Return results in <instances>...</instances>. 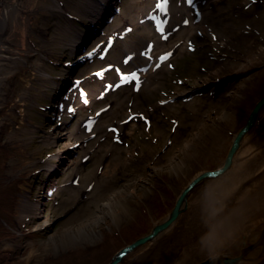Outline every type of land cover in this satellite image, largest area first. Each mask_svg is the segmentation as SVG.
<instances>
[{
	"label": "rangeland",
	"instance_id": "1",
	"mask_svg": "<svg viewBox=\"0 0 264 264\" xmlns=\"http://www.w3.org/2000/svg\"><path fill=\"white\" fill-rule=\"evenodd\" d=\"M5 3L0 264H264L263 217L203 253L161 235L259 123L264 142V0Z\"/></svg>",
	"mask_w": 264,
	"mask_h": 264
},
{
	"label": "bare ground",
	"instance_id": "2",
	"mask_svg": "<svg viewBox=\"0 0 264 264\" xmlns=\"http://www.w3.org/2000/svg\"><path fill=\"white\" fill-rule=\"evenodd\" d=\"M5 1H3L4 3H0L4 8L2 14H0V31H3L6 27L10 26V22L14 13L13 5L5 3ZM135 5L136 4L133 3L129 5L128 10H125L124 20L125 18L130 17V9L134 8ZM143 15V18L147 17L146 14ZM142 34L149 39L155 38V36H153L154 34L149 28H147ZM155 40L157 41L158 37ZM0 62L2 63L1 55ZM5 71L7 70H3L1 67L0 87H2L4 83L3 77ZM261 125L262 124L259 123L258 127H255L254 130L251 131V134L249 133L243 136V139L240 143V148L234 152L232 160L227 166L228 170L225 173H221V175L217 178L213 179L212 183H209V188H206V191H203L204 195L202 193L199 198H196L197 196L193 198L187 196L185 198L186 201L184 200L182 203L183 211L181 212L180 210L176 212L174 218L171 216V214L168 215L166 221L167 223L169 222V224L161 233V235H165V237L166 235L171 237L173 236L174 238L173 243H169L167 245V249L169 246L172 248L175 243L178 244V242H180L182 244L184 242L183 245H186L185 252H188L189 250L192 251L195 246H197L196 238L200 235V241L202 242L199 244V247L201 249V252H207L208 249L215 248V245L217 246L228 244L229 241L233 240V238L236 237L237 233L240 234V231L245 229L244 226H242V230L237 229L239 224L241 226L242 224H244V222H246V220L242 218L245 213L246 215H248V218L250 220H256L257 217H263L264 219V142L262 141V145L257 146L258 143H255L254 139L252 141V138H256V134L260 131V128H262ZM260 135L263 136V134ZM251 167L254 168V170L256 169V172L255 174H251L252 176L250 175V178H252L253 176L254 177L253 179H251V186L247 187L249 193L246 195H242V189L245 188L243 175ZM245 196L248 197L247 202L244 201ZM203 197H210L211 199H213V201L211 202L212 205H210L209 207L207 206L208 208L204 207L201 202V199ZM199 205L202 206L199 207ZM229 210L234 211V214L231 212L228 217H225L224 215H227ZM238 211L240 214L239 220L235 215V212ZM196 212L197 215L199 213L201 214V219L203 221L199 225H197V220H195L194 218L196 217ZM171 217L173 219H171ZM253 223L256 225L257 222ZM179 228L181 229V233L183 232L185 235H187V240L185 238L178 239V236H175V232L179 231ZM156 240L157 239H154L153 242H156ZM149 246L150 245H148V247ZM166 253L167 251L159 253V258L163 259V256H166ZM188 255L189 254L186 253L185 257ZM131 256H133V254H127V257H123V259H121V261H119L117 264H126L130 261H132L130 263H133L134 260H137L136 254L133 257ZM181 256H183V253L181 254ZM223 257L225 264H240L239 256L236 254Z\"/></svg>",
	"mask_w": 264,
	"mask_h": 264
},
{
	"label": "water",
	"instance_id": "3",
	"mask_svg": "<svg viewBox=\"0 0 264 264\" xmlns=\"http://www.w3.org/2000/svg\"><path fill=\"white\" fill-rule=\"evenodd\" d=\"M261 105H264V96L258 101V102H256V104L252 107V109L250 110V113H249V117H248V124H249V122H251L252 120H253V118L255 117V114H256V112H257V110H258V108L261 106ZM247 124V125H248ZM245 129L243 128L240 132H239V134H241V132L242 131H244ZM231 156V153H230V155H229V157ZM176 210V209H175ZM174 210V211H175ZM174 213V212H173ZM175 216V215H174ZM166 224H169V222L168 223H166ZM166 224L164 225V226H166Z\"/></svg>",
	"mask_w": 264,
	"mask_h": 264
},
{
	"label": "snow or ice",
	"instance_id": "4",
	"mask_svg": "<svg viewBox=\"0 0 264 264\" xmlns=\"http://www.w3.org/2000/svg\"><path fill=\"white\" fill-rule=\"evenodd\" d=\"M134 79H137L138 80V78H136V77H134Z\"/></svg>",
	"mask_w": 264,
	"mask_h": 264
},
{
	"label": "trees",
	"instance_id": "5",
	"mask_svg": "<svg viewBox=\"0 0 264 264\" xmlns=\"http://www.w3.org/2000/svg\"><path fill=\"white\" fill-rule=\"evenodd\" d=\"M11 213L9 212V215H10Z\"/></svg>",
	"mask_w": 264,
	"mask_h": 264
}]
</instances>
